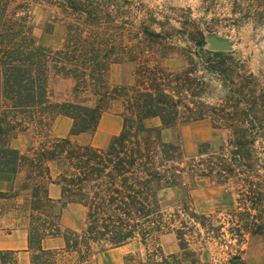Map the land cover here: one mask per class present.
Returning a JSON list of instances; mask_svg holds the SVG:
<instances>
[{
  "label": "trees",
  "instance_id": "trees-1",
  "mask_svg": "<svg viewBox=\"0 0 264 264\" xmlns=\"http://www.w3.org/2000/svg\"><path fill=\"white\" fill-rule=\"evenodd\" d=\"M34 2L0 0V174L25 175L20 191H0V223L12 225L1 228L27 230L31 264H96L99 254L136 241L149 264H199L207 255L245 264L246 237L264 241V70L252 72L239 52L208 48L216 26L190 9L142 0H42L65 26L53 50L35 34ZM227 2L231 27L264 24V0ZM171 59L184 66L166 68ZM116 63L135 66L133 84L109 83ZM54 75L71 83L69 98L51 93ZM108 113L122 119L109 147L81 143ZM58 117L72 121L68 138H51ZM202 121L227 135L218 149L207 144L188 159L180 143L162 139L163 130ZM30 132L43 140L13 147ZM201 177L234 195L223 216L198 214L188 202L163 208L162 191ZM68 205L85 208L78 230L62 228ZM167 235L178 253L164 252ZM56 237L64 246L46 248ZM0 264H18L17 252L0 250Z\"/></svg>",
  "mask_w": 264,
  "mask_h": 264
},
{
  "label": "rangeland",
  "instance_id": "rangeland-1",
  "mask_svg": "<svg viewBox=\"0 0 264 264\" xmlns=\"http://www.w3.org/2000/svg\"><path fill=\"white\" fill-rule=\"evenodd\" d=\"M31 16L32 24L35 28V34L41 43L46 47L56 50L63 43L65 36V26L62 17L50 4H45L42 0H34ZM151 7H172L177 9L192 11V18L199 23L209 22L214 24L215 35L218 41L228 44V50L239 52L247 61L249 69L254 73L264 70V24L256 25L248 23L238 27H231L229 19H233L232 9L227 0H142ZM60 15V16H59ZM220 22V23H217ZM212 36V35H211ZM210 36H208V48L211 49ZM168 69L175 70L182 68L184 62L178 59H171L164 62ZM135 66L132 64H112L108 73V81L111 85H131L134 83ZM49 88L54 97L67 99L71 92V83L64 81L55 75L50 78ZM151 127L160 125L159 120H152ZM72 121L66 117H58L50 126L51 138H68ZM122 127V119L113 114H105L93 136H84L79 141L81 143H92L98 148H107L117 136ZM227 135L206 121L183 124L177 128L166 129L162 131V139L166 143L181 144L187 158H193L202 146L209 144L212 149H218ZM43 140V134L30 132L27 135H21L17 141H13V147L25 151L32 145H38ZM10 184L5 188L10 191L12 188L21 190L25 175L20 174L14 180L9 175ZM1 190V189H0ZM225 192V188L219 186L211 178L189 179L182 186L164 190L160 194L163 208L170 212L184 202H188L197 211L198 214H220L221 216L230 209L232 198ZM68 224L80 229L85 221V208L78 205H71L68 211ZM11 228L12 225L7 222L0 223V228ZM69 229V228H66ZM161 246L166 254L178 253L177 239L174 235H167L161 239ZM245 264H264V241L260 237H246V242L242 246ZM116 252V251H115ZM120 252L125 256L124 264H149L146 249L138 242H133L123 248V251L117 253L99 254L96 258V264H116L120 259ZM220 258L204 256L199 264H221ZM189 264V263H186Z\"/></svg>",
  "mask_w": 264,
  "mask_h": 264
},
{
  "label": "crops",
  "instance_id": "crops-1",
  "mask_svg": "<svg viewBox=\"0 0 264 264\" xmlns=\"http://www.w3.org/2000/svg\"><path fill=\"white\" fill-rule=\"evenodd\" d=\"M12 179L14 180V177ZM9 184H10L9 174H0V189H1L0 191H6L5 188L8 187ZM50 196L56 200L60 199L61 198L60 187L56 185L50 186ZM70 207L71 205H68L63 211L62 228L77 230L75 229V226L69 225L67 223L68 222L67 215ZM44 245L48 249L61 248L64 246V240L62 237L51 238L46 240ZM125 247L126 246L109 250L106 253L107 255H109L110 253H117V251H123V248ZM0 250L17 252L18 264H31L30 261L31 254L28 251V232L26 229L21 228L12 231H6L3 230V228H0ZM120 253L121 254H118L120 255V259L117 261L116 264H124L125 256L123 252Z\"/></svg>",
  "mask_w": 264,
  "mask_h": 264
},
{
  "label": "water",
  "instance_id": "water-1",
  "mask_svg": "<svg viewBox=\"0 0 264 264\" xmlns=\"http://www.w3.org/2000/svg\"><path fill=\"white\" fill-rule=\"evenodd\" d=\"M211 49L213 51H224L228 50V44L225 42L218 41L216 38L210 39Z\"/></svg>",
  "mask_w": 264,
  "mask_h": 264
}]
</instances>
